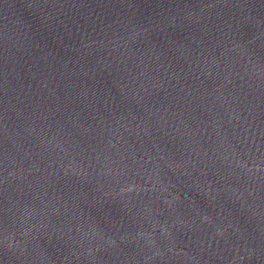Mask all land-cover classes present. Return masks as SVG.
<instances>
[{
    "label": "water",
    "instance_id": "95a60500",
    "mask_svg": "<svg viewBox=\"0 0 264 264\" xmlns=\"http://www.w3.org/2000/svg\"><path fill=\"white\" fill-rule=\"evenodd\" d=\"M0 264H264V0H0Z\"/></svg>",
    "mask_w": 264,
    "mask_h": 264
}]
</instances>
